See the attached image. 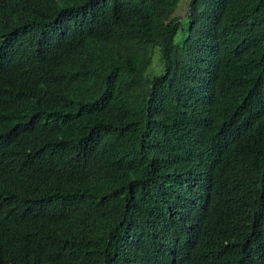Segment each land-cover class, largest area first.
I'll return each mask as SVG.
<instances>
[{"label": "trees", "instance_id": "16d2710c", "mask_svg": "<svg viewBox=\"0 0 264 264\" xmlns=\"http://www.w3.org/2000/svg\"><path fill=\"white\" fill-rule=\"evenodd\" d=\"M0 0V264H264V0Z\"/></svg>", "mask_w": 264, "mask_h": 264}, {"label": "rangeland", "instance_id": "374dc122", "mask_svg": "<svg viewBox=\"0 0 264 264\" xmlns=\"http://www.w3.org/2000/svg\"><path fill=\"white\" fill-rule=\"evenodd\" d=\"M186 3H185V0H183V3L180 5V9H179V11H180V13H182V12H184V9H185V7L186 6H184Z\"/></svg>", "mask_w": 264, "mask_h": 264}]
</instances>
